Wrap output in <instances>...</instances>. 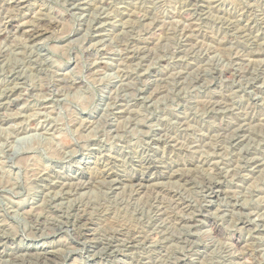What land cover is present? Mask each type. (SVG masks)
<instances>
[{
	"label": "rangeland",
	"instance_id": "rangeland-1",
	"mask_svg": "<svg viewBox=\"0 0 264 264\" xmlns=\"http://www.w3.org/2000/svg\"><path fill=\"white\" fill-rule=\"evenodd\" d=\"M17 1L0 264H264V0Z\"/></svg>",
	"mask_w": 264,
	"mask_h": 264
},
{
	"label": "bare ground",
	"instance_id": "bare-ground-1",
	"mask_svg": "<svg viewBox=\"0 0 264 264\" xmlns=\"http://www.w3.org/2000/svg\"><path fill=\"white\" fill-rule=\"evenodd\" d=\"M16 2H18V1L16 0ZM18 4H19V3H18ZM14 5H15V4H14ZM24 5H25V4H24ZM19 6H20V5H19ZM20 7H23V5L20 6ZM12 8H14V7H12ZM12 8H11V9H12ZM15 8H17V7H15ZM5 9H6V8H5ZM17 9H18V8H17ZM9 10H10V5H9ZM13 10H14V9H13ZM7 11H8V8H7L6 12H7ZM10 11H11V10H10ZM10 11H9V12H10ZM17 11H18V10H17ZM17 11H16V12H17ZM11 12H12V11H11ZM14 12H15V10H14ZM12 13H13V12H12ZM13 15H15V14H13ZM5 17H6V16H5ZM16 18H17V17H16ZM16 18H15V19H16ZM41 18H42V17H41ZM9 19H10V17H9ZM37 19H38V18H37ZM7 20H8V18H7ZM11 22H12V21H11ZM45 22H46V21H45ZM37 23H39V22H37ZM43 23H44V22H43ZM10 25H11L12 27L15 26V25H14V22H13V23H10ZM21 25H22V24H21ZM24 25H25V24H24ZM26 25H27V24H26ZM38 25H39V24H38ZM38 25H37V27H39ZM29 26H30V25H29ZM43 26H44V25H43ZM46 26H47V25H46ZM8 27H9V26H8ZM16 27H19V26L16 25ZM20 27H21V26H20ZM31 27H32V26H31ZM31 27H30V28H31ZM33 28H34V27H33ZM40 28H41V26H40ZM21 29H23V28H21ZM35 29H36V28H35ZM37 29H38V28H37ZM2 30H3V29H2ZM31 30H32V29H31ZM36 31H37V30H36ZM18 32H19V31H18ZM38 32L40 33V31H38ZM24 34H25V33H24ZM24 34H23V35H24ZM36 34H37V33H36ZM32 35H33V34H32ZM30 36H31V35H30ZM32 37H33V36H32ZM27 38H28V37H27ZM36 38H37V37H36ZM29 39H30V37H29ZM7 88H8V87H7ZM6 90H7V89H6ZM10 90H11V89H10ZM14 91H15V90H14ZM10 92H11V91H10ZM8 93H9V92H8ZM11 93H12V92H11ZM3 95H4V94H3ZM7 95H8V94H7ZM5 96H6V95H5ZM3 97H4V96H3ZM9 97H10V96H9ZM4 98H5V97H4ZM2 99H3V98H2ZM236 141H237V140H236ZM105 159H106V158H105ZM109 161H110V160H109ZM109 161H108V162H109ZM105 162H106V161H105ZM102 163H103V162H102ZM110 164H111V163H110ZM108 166L110 167L111 165H108ZM113 168H114V167H113ZM105 169H106V168H105ZM111 169H112V168H111ZM106 170H107V169H106ZM100 172H101V171H100ZM113 172H114V171H113ZM159 172H160V171H159ZM175 173H176V172H175ZM101 174H102V173H101ZM180 174H181V173H180ZM183 174H184V173H183ZM183 174H182V175H183ZM174 175H175V174H174ZM100 176H101V175H100ZM118 176H119V175H118ZM163 176H164V175H163ZM180 176H181V175H180ZM185 176H186V175H185ZM111 177H113V176H111ZM128 177H129V176H128ZM168 177H169V176H168ZM104 178H105V177H104ZM104 178H103V179H104ZM189 178H190V177H189ZM105 179H108V178H105ZM109 179H110V178H109ZM120 179H121V178L119 177L118 180H120ZM125 179H126V178H125ZM184 179H186V178H184ZM111 180H114V179H111ZM116 180H117V179H116ZM129 180H130V179H129ZM186 180H189V179H186ZM114 181H115V180H114ZM120 181H121V180H120ZM122 181H123V180H122ZM131 181H132V180H131ZM189 181H190V180H189ZM110 182H111V181H110ZM186 182H187V181H186ZM133 183H134V182H133ZM136 183H139V182H135V184H136ZM141 184H142V182H141ZM208 184H209V183H208ZM139 185H140V184H139ZM206 185H207V184H206ZM139 187H140V186H139ZM49 188H50V187H49ZM218 189H219V188H218ZM135 190H136V189H135ZM135 190H134V191H135ZM154 190H156V189H154ZM161 191H162V190H161ZM157 192H158V191H157ZM169 192H170V191H169ZM169 192H168V193H169ZM158 193H159V192H158ZM158 193H157V194H158ZM160 193H161V192H160ZM165 193H166V192H165ZM174 193H175V192H173L172 195H173ZM170 195H171V194H170ZM172 195H171V196H172ZM173 196H174V195H173ZM174 197H175V196H174ZM179 197L181 198V196H179ZM158 198H159V197H158ZM176 198H177V197H176ZM181 200H182V199H181ZM159 201H160V200H159ZM179 201H180V200H179ZM173 202H174V201H173ZM175 202H176V201H175ZM180 202H181V201H180ZM161 203H162V202H161ZM181 204H182V203H181ZM186 204H188V202H187ZM175 205H176V204H175ZM177 205H178V204H177ZM184 205H185V204H184ZM190 205H191V204H190ZM190 205H189V206H190ZM79 206H80V205H79ZM161 206H162V204H161ZM161 206H160V207H161ZM165 206H166V205H165ZM170 206H171V205H170ZM178 206H180V205H178ZM178 206H177V207H178ZM189 206H188V208H189ZM77 207H78V206H77ZM84 207H85V206H83V207H79V208H84ZM157 208H158L159 210L161 209V208H159V207H157ZM157 208H156V209H157ZM166 208H167V206H166ZM166 208H165V209H166ZM171 208H172V206H171ZM171 208H170V209H171ZM178 208H179V207H178ZM180 208H183V205H182V207H180ZM188 208H187V209H188ZM190 208H191V207H190ZM156 209H155V210H156ZM162 209H163V208H162ZM168 209H169V208H168ZM170 209H169V211L172 210V209H171V210H170ZM83 210H84V212H85V209H83ZM159 210H157V212H158ZM179 210H180V212L182 211V213H183V212L186 210V207H185V210H183V209H182V210L179 209ZM77 211H78V210H77ZM166 211H167V210H166ZM175 211H176V210H175ZM84 212H83V214H84ZM86 212H87V210H86ZM162 212H163V211H162ZM189 212H190V209H189V211H188L187 213H189ZM77 213H78V212H77ZM159 213H160V212H159ZM170 213H171V212H170ZM177 213H178V212H177ZM184 213H185V212H184ZM80 214H81V213H80ZM166 214H167V212H166ZM171 214H172V213H171ZM173 214H174V213H173ZM173 214H172V215H173ZM203 214H204V213H203ZM205 214H206V213H205ZM78 215H79V214H78ZM155 215H156V214H155ZM157 215H158V214H157ZM157 215H156V216H157ZM161 215H162V214H161ZM169 215H170V214H169ZM169 215H167V217H168ZM178 215H180V213H178ZM182 215H183V214H182ZM182 215H181V217H182ZM184 215H185V214H184ZM198 215H199V214H198ZM198 215H197V216H198ZM36 216H37V215H36ZM38 216H39V215H38ZM79 216H80V215H79ZM89 216H91V215H89ZM185 216H187V215H185ZM76 217H77V216H76ZM159 217H160V216H159ZM164 217H166V216H162V218H164ZM170 217H171V216H170ZM179 217H180V216H179ZM81 218H82V217H81ZM89 218H90V217H89ZM190 218H191V217H190ZM190 218H189V219H190ZM39 219H40V218H39ZM78 219H79V218H78ZM86 219H87V218H86ZM95 219H96V218H95ZM158 219H159V218H158ZM169 219L171 220L172 218H169ZM173 219H174V218H173ZM76 220H77V219H76ZM97 220H98V218H97ZM99 220H100V219H99ZM99 220H98V221H99ZM165 220H166V219H165ZM178 220H180V219H178ZM184 220H186V219H184ZM191 220H192V219H191ZM40 221H41V220H40ZM168 221H169V220H168ZM174 221H175V220H174ZM82 222L84 223V221H82ZM88 222H89V219H88ZM170 222H171V221H170ZM178 222H179V221H178ZM186 222H187V221H186ZM75 223L77 224L76 221H75ZM85 223L87 224V222H85ZM92 223H94V222H92ZM78 224H79V223H78ZM182 224H183V223H182ZM187 224H188V223H187ZM59 225H60V224H59ZM90 225H91V224H90ZM184 225H185V224H184ZM78 226H79V225H78ZM80 226H81V224H80ZM84 226H85V225H84ZM84 226H83V227H84ZM73 227L76 228V226H73ZM81 229H82V228H81ZM92 229H93V228H92ZM125 229H126V228H125ZM85 230H86V229H85ZM121 230H122V229H121ZM135 230H137V229H135ZM83 231H84V230H83ZM92 231H94V230H92ZM118 231H120V230H118ZM118 231H117V232H118ZM73 232H74V231H73ZM75 232H76V231H75ZM77 232H78V231H77ZM81 232H82V231H81ZM84 232H86V231H84ZM113 232H114V231H113ZM129 232H130V230H129ZM134 232H136V231H134ZM137 232H138V231H137ZM141 232H142V231H141ZM141 232H140V233H141ZM144 232H145V231H144ZM144 232H143V235H144ZM78 233L80 234V232H78ZM87 233H89V232H87ZM145 233H146V232H145ZM148 233H149V232H148ZM159 233H161V232H159ZM74 234H75V233H74ZM81 234H82V233H81ZM89 234H90V233H89ZM111 234H112V233H111ZM123 234H124V233H123ZM126 234H127V233H126ZM126 234H125V235H126ZM130 234H132V233H130ZM130 234L128 233L129 236H130ZM146 234H147V233H146ZM0 235H1V234H0ZM113 235H114V234H113ZM125 235H124V236H125ZM137 235H138V234H137ZM137 235H135V236H137ZM139 235H140V234H139ZM147 235H148V234H147ZM83 236H84V235H83ZM116 236H117V235H116ZM141 236H142V235H141ZM48 237H49V236H48ZM76 237H77V236H76ZM111 237H112V236H111ZM131 237H132V236H131ZM139 237H140V236H139ZM143 237L145 238L146 236H143ZM74 238H75V237H74ZM87 238H88V237H87ZM91 238H92V237H91ZM103 238H104V237H103ZM107 238H108V237H107ZM124 238H125V237H124ZM126 238H127V237H126ZM132 238H133V237H132ZM147 238H148V237H147ZM147 238H146V239H147ZM179 238H180V237H179ZM76 239H77V238H76ZM88 239H89V238H88ZM121 239H123V238H121ZM133 239H134V238H133ZM136 239H138V238L136 237ZM136 239H135V240H136ZM141 239H142V238H141ZM141 239L139 238V240H141ZM148 239H149V238H148ZM185 239H186V238H185ZM73 240H74V239H73ZM82 240H83V239H82ZM92 240H93V239H92ZM94 240H96V239H94ZM97 240H98V238H97ZM112 240H113V239H112ZM112 240H111V241H112ZM119 240H120V237H119ZM139 240H138V241H139ZM86 241H87V240H86ZM86 241H85V243H86ZM107 241H108V240H107ZM125 241H127V240L125 239ZM128 241H129V239H128ZM133 241H134V240H133ZM136 241H137V240H136ZM146 241H147V240H146ZM88 242H90V241H87V243H88ZM103 242H104V241H103ZM120 242H121V241H120ZM131 242H132V241H131ZM142 242H143V241H142ZM144 242H145V239H144ZM0 243H1V242H0ZM82 243H84V240H83ZM85 243H84V244H85ZM90 243H91V242H90ZM145 243H146V242H145ZM6 244H7V243H6ZM101 244H102V243H101ZM106 244H107V242H106ZM113 244H114V243H113ZM134 244H136V243H134ZM140 244H141V242H140ZM140 244H139V245H140ZM78 245H80V244H78ZM123 245H124V244H123ZM145 245H146V244H145ZM158 245H159V244H158ZM127 246H128V245H127ZM133 246H134V245H133ZM108 247H109V246H108ZM160 247H161V246H160ZM79 248H80V247H79ZM106 248H107V247H106ZM75 249H77V248H75ZM48 251H49V250H48ZM99 251H100V250H99ZM73 252H74V251H73ZM42 259H43V258H42ZM44 260H46V259H44Z\"/></svg>",
	"mask_w": 264,
	"mask_h": 264
}]
</instances>
